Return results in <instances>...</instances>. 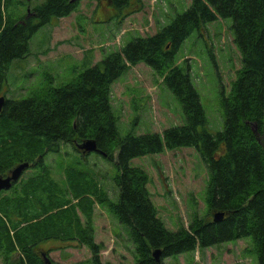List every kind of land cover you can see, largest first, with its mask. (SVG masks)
<instances>
[{
    "label": "trees",
    "instance_id": "trees-1",
    "mask_svg": "<svg viewBox=\"0 0 264 264\" xmlns=\"http://www.w3.org/2000/svg\"><path fill=\"white\" fill-rule=\"evenodd\" d=\"M79 1L46 0L29 5L31 15L14 16L11 7L18 9L21 2L0 0V97L5 98L0 113V177L23 163L41 167L43 158L59 152L64 143L80 153L78 146L91 140L98 154L108 161L115 159L118 199L107 205L126 229L133 264H165L169 257L244 238L252 240L249 250L256 264H264V0H191L185 11L155 34L132 37L99 62L90 60L89 67L71 82L45 88L27 99H8L4 87L12 63L29 56V41L41 27L68 17ZM136 1L140 3L105 0L115 12L108 21L121 23L127 16L122 12H132ZM217 18L232 19L241 68L231 93H222L223 128L212 133L188 71L174 65V58L192 33ZM198 35L203 39L202 30ZM169 63L174 67L162 84L180 103L185 123L160 134L119 137L110 105L112 84L136 65L163 74ZM180 148L195 149L205 166L207 216L212 218L194 216L188 228L170 230L147 189V171L130 163ZM41 169L12 195L0 196L1 263L47 264V259L49 264H58L49 253L85 247L90 259L75 264H104L99 256L103 246L96 243L92 226L95 204L106 200L99 182L68 169L61 185ZM90 196L96 201L83 207L74 202H87ZM216 213L223 216L213 223ZM50 240L55 246L45 248ZM156 250L158 261L153 258ZM69 257L63 253L64 260Z\"/></svg>",
    "mask_w": 264,
    "mask_h": 264
},
{
    "label": "rangeland",
    "instance_id": "rangeland-1",
    "mask_svg": "<svg viewBox=\"0 0 264 264\" xmlns=\"http://www.w3.org/2000/svg\"><path fill=\"white\" fill-rule=\"evenodd\" d=\"M18 1L22 5L18 9L13 6L10 10L14 16L31 15L28 14V6L46 0H12V3ZM139 1H136L132 12H122L127 16L118 24L108 21L115 12L105 0H80L68 17L52 20L51 24L41 27L29 41V56L14 61L10 67L8 83L4 87L6 97L27 99L45 88H58L71 82L89 67L90 60L92 64L99 62L107 54L119 50L132 37L155 34L170 18L182 13L191 4V0ZM139 6L141 10H138ZM201 30L203 39L198 35ZM233 40L232 19L217 18L192 33L181 44L174 58V65L188 71L205 113L206 126L212 133L223 128L222 93L224 96L231 93L237 70L241 68L240 51ZM174 65L169 63L163 74H159L139 64L112 84L110 105L119 137L128 133L160 134L166 128L185 123L180 103L162 84L164 76ZM78 151L80 153L70 144H62L59 152L43 158L42 169V166H30L18 183L9 191H2L0 196L12 195L20 183L37 175L40 169L49 172L61 185H64L68 169L92 177L99 182L106 199L102 204H95L92 218L95 241L103 246L99 253L101 262L133 264L134 255L130 251L132 245L128 243L126 229L107 205L108 201L116 203L118 199V189L114 184L118 174L115 159L108 161L97 152ZM116 154L117 151L114 158ZM130 164L147 171V189L168 229L188 228L194 216L212 218L207 216L208 173L195 149L164 151L135 158ZM93 198L88 197L87 202L81 199L74 202L83 207L92 200L95 202ZM46 243L45 248L55 246L54 241ZM252 246L251 238H244L169 257L165 259V264H256L255 254L249 250ZM60 252H51L48 257L58 264H75L91 257L85 247L67 248ZM63 253L69 254V259L64 260Z\"/></svg>",
    "mask_w": 264,
    "mask_h": 264
},
{
    "label": "water",
    "instance_id": "water-1",
    "mask_svg": "<svg viewBox=\"0 0 264 264\" xmlns=\"http://www.w3.org/2000/svg\"><path fill=\"white\" fill-rule=\"evenodd\" d=\"M4 102H5V98L0 97V113L2 112ZM78 149L82 150L83 152H96L97 151L95 143L91 140L85 141L82 144H80L78 146ZM28 166H29L28 163L20 164V165L16 166L14 169H12L10 171L9 175H7L6 177H4V178L0 177V192L10 190L12 188V186L19 181L22 172L25 169H27ZM222 216L223 215H221L219 213L214 214L212 222L213 223L220 222ZM153 258L156 261H158V259H159V251L158 250L153 252ZM45 261L47 262V259H45Z\"/></svg>",
    "mask_w": 264,
    "mask_h": 264
},
{
    "label": "bare ground",
    "instance_id": "bare-ground-1",
    "mask_svg": "<svg viewBox=\"0 0 264 264\" xmlns=\"http://www.w3.org/2000/svg\"><path fill=\"white\" fill-rule=\"evenodd\" d=\"M27 170H28V168L25 169V170L22 172V174H23L25 171H27ZM22 174H21V176H22ZM21 176H20V178H21ZM47 264H49L48 260H47Z\"/></svg>",
    "mask_w": 264,
    "mask_h": 264
},
{
    "label": "flooded vegetation",
    "instance_id": "flooded-vegetation-1",
    "mask_svg": "<svg viewBox=\"0 0 264 264\" xmlns=\"http://www.w3.org/2000/svg\"><path fill=\"white\" fill-rule=\"evenodd\" d=\"M28 168H29V167H28ZM7 175H9V174H7ZM7 175H6V176H7ZM6 176H2V177L4 178V177H6ZM1 192H2V191H1ZM1 192H0V193H1Z\"/></svg>",
    "mask_w": 264,
    "mask_h": 264
}]
</instances>
